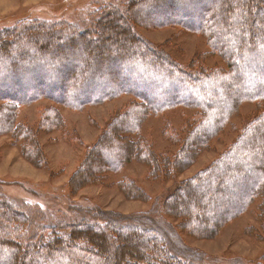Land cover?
<instances>
[{"label": "trees", "instance_id": "trees-1", "mask_svg": "<svg viewBox=\"0 0 264 264\" xmlns=\"http://www.w3.org/2000/svg\"><path fill=\"white\" fill-rule=\"evenodd\" d=\"M90 16L83 29L38 18L0 29V137L11 135L24 159L47 168L39 137L62 131L65 121L50 107L36 128L29 127L18 122L23 107L50 100L81 113L128 95L125 109L87 150L70 185L74 191L101 185L108 173L121 172L133 160L145 164L156 181L189 168L245 102L256 103L260 112L251 125L206 169L182 182L162 210L180 220L184 234L209 240L259 201L264 229V0H113ZM136 26L204 36L227 68L183 67L138 37ZM183 108L196 113L180 134L164 135L178 146L176 155L157 154L142 137L143 124ZM118 184L128 197L143 196L128 178ZM9 203L0 200V264H194L197 256L173 249L151 216L108 212L104 218L89 206L82 210L91 222L44 229L52 235L48 241L36 239V231L26 242L22 225L31 215Z\"/></svg>", "mask_w": 264, "mask_h": 264}, {"label": "rangeland", "instance_id": "rangeland-1", "mask_svg": "<svg viewBox=\"0 0 264 264\" xmlns=\"http://www.w3.org/2000/svg\"><path fill=\"white\" fill-rule=\"evenodd\" d=\"M111 1L113 2V0H0V29L22 18L29 20L38 18L52 24L64 23L83 29L88 26V19L91 18L94 9ZM198 3L200 4V1ZM207 5L201 4L204 7ZM135 32L138 37L152 43L183 67L193 63L208 70L227 68L226 62L219 55L211 54L204 36L171 27L147 30L136 26ZM15 55L14 53L13 56ZM258 59L261 60L262 57ZM258 63L261 64L260 61L256 62ZM262 78L256 83H262ZM130 99L131 96L127 95L102 105L88 106L81 113L50 100L34 102L21 109L18 122L29 127L36 128L40 123L41 114L50 107L59 110L66 126L62 131L41 133L39 137L38 141L49 163L47 168H37L24 159L20 144L14 142L11 135L0 137V200L5 202L8 200L14 210L26 213L28 217L31 215L32 221L22 225L24 240L29 242L32 234L39 231L36 233V239L48 241L52 235L43 231L44 229L55 230L72 221L91 222L93 218L87 211L82 210L89 206L98 209L100 217L104 218L108 212L125 216L138 214L151 216L157 225L162 227L172 242L173 249L182 250L184 253L190 250L189 252L197 254L191 259L195 261L194 264H264V229L257 218L259 201L209 240L184 234L180 230V220L170 217L162 210L167 199L182 182L206 169L251 125L254 117L260 112V110L257 112L256 103L245 102L238 113L231 117L224 131L213 140L211 149L205 150L196 158L194 164L181 172L155 181L150 178V169L145 164L133 160L121 172L108 173L103 184L88 185L74 191L70 185L71 176L80 163H83L87 150L96 144L113 116L123 111ZM195 113V110L183 108L164 116H153L143 124L142 137L153 145L152 149L157 154L167 155L173 159L178 146L164 136L166 130L171 136L174 133L180 134L186 126L185 122ZM125 178L132 180L143 196L139 198L126 196L117 187ZM205 187L206 184L202 187L203 191ZM182 197L184 199V196ZM133 229L140 233L139 229ZM126 232L128 229L123 231V235ZM57 234L66 235L63 231ZM130 238L139 241L132 235ZM141 238L148 239V235L145 234ZM184 253H182L184 257L187 256Z\"/></svg>", "mask_w": 264, "mask_h": 264}, {"label": "snow or ice", "instance_id": "snow-or-ice-1", "mask_svg": "<svg viewBox=\"0 0 264 264\" xmlns=\"http://www.w3.org/2000/svg\"><path fill=\"white\" fill-rule=\"evenodd\" d=\"M184 2L187 4V3H189V2H190V0H184Z\"/></svg>", "mask_w": 264, "mask_h": 264}]
</instances>
